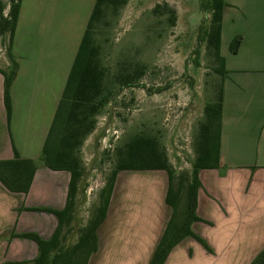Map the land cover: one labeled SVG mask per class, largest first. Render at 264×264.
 <instances>
[{
	"label": "crops",
	"instance_id": "1",
	"mask_svg": "<svg viewBox=\"0 0 264 264\" xmlns=\"http://www.w3.org/2000/svg\"><path fill=\"white\" fill-rule=\"evenodd\" d=\"M225 2L220 54L227 74L220 166L198 174L200 221L193 223L192 231L202 242L183 239L164 264H251L264 250V0ZM21 9L22 3L11 49L18 71L11 88L10 123L0 73V161L14 159L16 150L22 159L33 160L37 171L27 194L12 193L0 182V264H29L38 257L37 243L24 236L48 241L58 220L32 209L63 210L71 179L68 172L52 171L40 160L70 74L67 59L61 52L44 54V49L34 61L19 55ZM236 37L242 44L232 54L229 47ZM9 67L8 61L0 69ZM45 74L64 85L52 90L57 105L52 106L45 93ZM168 189L165 171L120 172L98 230V250L88 264H150L172 217Z\"/></svg>",
	"mask_w": 264,
	"mask_h": 264
},
{
	"label": "rangeland",
	"instance_id": "2",
	"mask_svg": "<svg viewBox=\"0 0 264 264\" xmlns=\"http://www.w3.org/2000/svg\"><path fill=\"white\" fill-rule=\"evenodd\" d=\"M95 1L23 0L19 55L27 54L34 61L33 56L42 55L43 49L51 56L61 52L69 74ZM207 1L130 0L118 15L108 14V28H99L97 42L102 64L109 72L111 92L96 118L95 131L81 148L84 176L66 246L77 241L79 230L96 212L116 167L117 148L135 135L158 138L175 170H191L200 125L205 122V106L215 100L221 85L215 72L219 64L200 41L210 19L203 9ZM158 5L159 11L165 6L174 11L175 26L169 22L170 13H154ZM9 7L10 0H0L4 15ZM9 44L8 36L0 39V66L9 61ZM135 69L144 70V74L134 87L116 83V77ZM42 81L52 106L57 105L52 90L63 83L59 78L55 81L52 74H45Z\"/></svg>",
	"mask_w": 264,
	"mask_h": 264
},
{
	"label": "trees",
	"instance_id": "3",
	"mask_svg": "<svg viewBox=\"0 0 264 264\" xmlns=\"http://www.w3.org/2000/svg\"><path fill=\"white\" fill-rule=\"evenodd\" d=\"M130 0H96L75 61L69 74L61 100L43 145L40 160L44 166L56 172H68L71 176L67 203L63 210L32 209L54 215L58 226L48 241L30 234L24 237L37 243L38 257L29 264H88L98 250V230L104 223L114 190L117 175L124 171H165L169 178L167 204L172 208V217L150 264H164L173 248L183 239L193 237L192 225L200 221L197 216V194L200 188L198 174L201 170L217 169L220 166L223 95L226 78L225 60L220 54L222 23L227 7L225 0H208L203 9L210 19L204 28L201 42L206 43L215 61L219 64L215 72L221 77V85L214 101L205 106V122L200 125V134L195 144L196 156L190 171H177L169 163L165 149L158 138L135 135L116 150V167L101 193L100 204L78 232L77 241L66 246L72 233L76 216L79 185L84 176L81 148L96 128V118L109 102V72L102 64L101 46L97 42L99 28L109 27L108 14L118 15ZM22 0H10L8 15L0 8V39L9 38L7 55L10 67L0 69L4 77V102L10 123L13 106L11 88L17 76L18 65L11 53ZM161 6L153 10L158 13ZM159 12L170 13L169 22L176 24L174 11L167 6ZM162 13V14H163ZM242 38L236 37L230 44V52L238 53ZM144 70L116 77L122 87H134ZM111 92V91H110ZM109 92V93H110ZM37 166L33 160L22 159L15 150L12 160L0 161V182L12 193L27 194L30 190ZM251 264H264V250Z\"/></svg>",
	"mask_w": 264,
	"mask_h": 264
},
{
	"label": "built area",
	"instance_id": "4",
	"mask_svg": "<svg viewBox=\"0 0 264 264\" xmlns=\"http://www.w3.org/2000/svg\"><path fill=\"white\" fill-rule=\"evenodd\" d=\"M117 132H114L113 134H116ZM107 139H105V141H106Z\"/></svg>",
	"mask_w": 264,
	"mask_h": 264
}]
</instances>
